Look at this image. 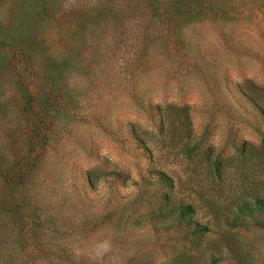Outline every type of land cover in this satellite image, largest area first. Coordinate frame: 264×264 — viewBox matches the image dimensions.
<instances>
[{"label": "rangeland", "instance_id": "obj_1", "mask_svg": "<svg viewBox=\"0 0 264 264\" xmlns=\"http://www.w3.org/2000/svg\"><path fill=\"white\" fill-rule=\"evenodd\" d=\"M264 0H0V264H264Z\"/></svg>", "mask_w": 264, "mask_h": 264}, {"label": "trees", "instance_id": "obj_2", "mask_svg": "<svg viewBox=\"0 0 264 264\" xmlns=\"http://www.w3.org/2000/svg\"><path fill=\"white\" fill-rule=\"evenodd\" d=\"M263 144H264V140H263Z\"/></svg>", "mask_w": 264, "mask_h": 264}]
</instances>
